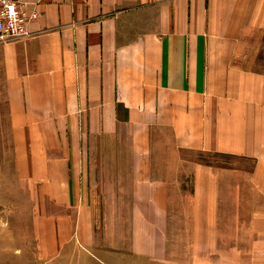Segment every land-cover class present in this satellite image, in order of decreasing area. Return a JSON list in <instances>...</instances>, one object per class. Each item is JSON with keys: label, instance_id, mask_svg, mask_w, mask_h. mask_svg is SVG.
I'll use <instances>...</instances> for the list:
<instances>
[{"label": "crops", "instance_id": "obj_1", "mask_svg": "<svg viewBox=\"0 0 264 264\" xmlns=\"http://www.w3.org/2000/svg\"><path fill=\"white\" fill-rule=\"evenodd\" d=\"M20 1L38 18L29 38L0 44V139L37 202L53 207L36 222L41 251L58 257L81 246L86 264H253V251H264V69L248 45L263 41L264 0ZM120 138L133 159L123 246L116 235L97 237L88 172L92 156ZM158 147L181 171L194 165L183 195L192 199L193 257H163L180 185L146 177ZM189 154L243 164L216 168ZM228 196L225 226L218 212Z\"/></svg>", "mask_w": 264, "mask_h": 264}, {"label": "rangeland", "instance_id": "obj_2", "mask_svg": "<svg viewBox=\"0 0 264 264\" xmlns=\"http://www.w3.org/2000/svg\"><path fill=\"white\" fill-rule=\"evenodd\" d=\"M262 43L248 45L250 51H260L261 57L257 61V66L264 69V36ZM166 140L160 139L159 144ZM4 140L0 139V264H86L85 255L87 254L81 246L77 251L56 252L57 256H50L46 251H41L44 246H39L40 236L36 232V222L41 212L52 210L51 204L37 202L35 186L29 181H24L15 162V155L8 154V149L4 146ZM154 149V147H153ZM106 154L99 155L96 153L92 156L90 163L91 170L88 172L91 175L90 192L93 195L92 202L89 206L92 209L95 220V232L97 237L107 240L110 235H116L123 246L130 235L131 219L127 217V213L131 210V202L128 201L130 191L127 188V182H131L132 171L125 170L127 163L133 162L130 154L129 140L125 138L108 139L107 147L104 148ZM158 153L155 156H147L148 162L153 170L146 172V177L152 179H172L179 180L180 191H172L168 204L166 230L164 238L166 239V250L163 257L180 260V258H189L192 256L190 245V208L192 206L191 196H187V200L183 197L184 194H190L191 177L193 172L192 164H186L185 170H180L183 167L180 161L168 156V148L158 147ZM98 152V149H97ZM184 158L188 162H199L203 165L213 167H229L233 168L235 164H243L241 159H230L217 155H186ZM172 162L174 169L167 171L163 170L167 162ZM179 163V164H178ZM231 163H233L232 166ZM235 163V164H234ZM250 164L252 162H246ZM125 164L124 167H121ZM124 170H117V167ZM137 172V171H136ZM183 185V187H182ZM179 189V187H178ZM133 190V189H132ZM131 194L133 192L131 191ZM258 198L255 195L252 199ZM220 203L219 212L225 214L222 218L223 225L228 224V218L231 212L234 211L233 204L230 202L229 196ZM142 206L136 203L138 208ZM146 205V204H145ZM54 210H57L54 207ZM148 224V223H145ZM226 230V229H225ZM147 235H141V238ZM209 237V236H207ZM221 243L228 244V234H219ZM207 239V238H205ZM205 242L204 238L202 239ZM143 246V241H141ZM218 247V246H217ZM228 246H219L220 249H226ZM225 252H221V259L225 258ZM253 264L256 259H264V251L254 252ZM63 254L62 257H60ZM193 257V256H192Z\"/></svg>", "mask_w": 264, "mask_h": 264}, {"label": "built area", "instance_id": "obj_3", "mask_svg": "<svg viewBox=\"0 0 264 264\" xmlns=\"http://www.w3.org/2000/svg\"><path fill=\"white\" fill-rule=\"evenodd\" d=\"M38 18L35 6L20 0H0V44L20 42L31 36L28 25Z\"/></svg>", "mask_w": 264, "mask_h": 264}]
</instances>
